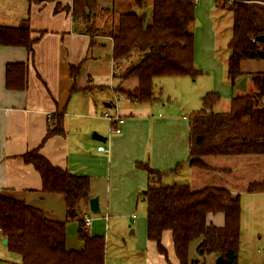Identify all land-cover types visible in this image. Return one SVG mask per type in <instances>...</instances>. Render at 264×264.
Returning <instances> with one entry per match:
<instances>
[{"label": "crops", "instance_id": "obj_1", "mask_svg": "<svg viewBox=\"0 0 264 264\" xmlns=\"http://www.w3.org/2000/svg\"><path fill=\"white\" fill-rule=\"evenodd\" d=\"M222 4L223 0H196L192 28L194 63L202 72L198 78L204 79L198 99L203 101L208 93L217 94L220 100L214 112L223 103L229 110L233 97L252 93V77L264 73V60H245L240 64L242 75L235 86L229 83V56L223 60L218 52L220 22L229 12L222 9ZM72 5L73 0H58L59 9L55 12L56 2L0 0V27L16 28L27 22L31 39L35 40L32 54L23 47H0V195L40 209L49 220L66 221L64 198L44 195L39 173L20 158L41 145L49 124L55 123L54 116L62 114L65 134L50 137L41 154L53 166L90 179V198L79 204L77 221L66 226L67 250L83 249L77 234L83 224L88 237H103L111 248L105 264H180L172 232H165L162 237L166 255L147 238L146 204L141 194L147 189L149 178L137 166L147 164L166 174L165 185H188L194 191L214 187L240 198L248 197V208L255 213L264 206V192L249 193L247 187L264 182V157H213L205 160L210 170L191 167L189 117L200 111L203 103L195 104L186 116L180 110L181 104H165L160 98L154 104H134L118 93L121 80L114 74L130 65L122 63L119 69L121 63H115L112 57V38L106 33L99 32L92 39L84 34V23L75 22L68 11ZM99 6L104 11L111 3L100 0ZM113 17L109 12H100L97 26L106 27L105 21L112 22ZM102 49L109 54L106 62ZM12 64H24L27 69V85L22 91L6 86L7 66ZM73 67L79 68L76 77L72 76ZM131 84L134 81L123 86ZM115 116L124 120V124L117 125L119 134L108 120ZM95 134L101 137L100 141L94 138ZM100 146L108 153L98 152ZM245 166L257 168V173L246 174ZM95 197L99 199V215L90 211L89 201ZM242 210L241 202L239 257L245 234ZM85 218L90 220L88 226ZM207 224L224 227L225 217L210 214ZM5 240L0 231V245L4 246H0V264H21L20 257L6 253L9 250ZM194 246L197 252V244ZM213 258L212 264H216L218 258ZM249 259L250 264L260 262L255 254Z\"/></svg>", "mask_w": 264, "mask_h": 264}, {"label": "trees", "instance_id": "obj_2", "mask_svg": "<svg viewBox=\"0 0 264 264\" xmlns=\"http://www.w3.org/2000/svg\"><path fill=\"white\" fill-rule=\"evenodd\" d=\"M35 3L58 0H30ZM100 0H73L68 8L75 22H83L84 34L91 39L99 32L112 38V57L115 63H124L138 54L137 60L120 73L114 74L121 83L134 81L117 92L134 104H154L155 80L169 77H189L196 80L202 75L194 63L196 0H135L133 12H115V0L107 10L100 9ZM222 9L232 14V36L228 43L227 79L232 87L241 77L240 64L245 60H264V44L254 42L264 36V0H225ZM100 12L113 15L107 27H98ZM35 40L27 22L16 28L0 27V47H23L33 53ZM118 68V67H117ZM121 67L119 66V69ZM79 68H72V76ZM24 64L7 66L6 86L22 91L27 85ZM253 92L235 96L226 113L214 112L220 100L215 93L203 98V108L189 117V165L210 170L207 158L264 157V73L252 77ZM41 145L20 158L32 165L42 179L44 195L64 198L66 221L49 220L40 209L0 195V231L8 240L7 249L20 257L21 264H105L106 242L103 237H88L80 224L78 238L81 251L66 248V226L77 221L79 204L90 198V179L77 176L53 166L42 154L43 144L52 136H63V115L54 116ZM138 168L148 173L149 184L141 194L146 204L147 238L156 243L159 252L166 255L162 245L165 232H172L176 256L180 264L189 262L192 244L202 258L222 257L226 264H238L241 247V198L225 189L209 187L200 191L188 185H165L166 174L147 164ZM249 193L264 192V182L252 183ZM210 214H223L224 227L207 224Z\"/></svg>", "mask_w": 264, "mask_h": 264}, {"label": "rangeland", "instance_id": "obj_3", "mask_svg": "<svg viewBox=\"0 0 264 264\" xmlns=\"http://www.w3.org/2000/svg\"><path fill=\"white\" fill-rule=\"evenodd\" d=\"M151 0H143V4L145 6L149 5ZM223 2H226L223 0ZM116 7H115V12H128L131 13L133 10L136 8L135 5V0H115L114 1ZM225 4L223 3L222 6ZM222 23L220 22V37H219V48L218 52L220 57L224 60L227 58V56L230 57V51L229 49H226V43L229 41V38L231 37V32H232V14L227 12L223 19ZM107 28V27H106ZM94 38V37H93ZM97 39V38H96ZM97 41H100L98 39ZM102 56L104 57V62L107 61V56L108 51L102 49ZM138 54H133L131 59H128L127 63L128 65H132L136 61V57ZM228 59V58H227ZM122 67V65H120ZM182 79H173L171 78H160L155 80V94H157L158 98L162 100L165 104L169 103H177L181 104V112L183 115L189 116L190 113H192L191 109H193L195 104L203 103L202 100L198 99V91L199 88L203 85L201 81L204 79L197 78L196 80L191 79L189 77L184 78L181 77ZM180 80V81H179ZM122 84V85H121ZM120 85L125 88H129L133 86L132 84L130 86H123V83ZM206 86V84H205ZM202 98V97H200ZM225 103L222 105H219L218 108H215V112L223 113L229 111L228 108L226 109ZM201 109V108H200ZM199 109V110H200ZM247 169L246 174L252 175L256 174L257 168H253L252 166H245ZM253 169V170H252ZM248 197L243 196L241 198L242 202V215H243V221H244V228H245V234L243 237V242H242V255L239 257L238 264H250L248 259L250 255L255 254L257 256V259L260 261L258 264H261L262 260H264V206L263 207H258L255 213L253 210H249L248 208ZM264 205V204H262ZM262 216V218H261ZM251 229V230H250ZM250 230V231H249ZM71 234V233H70ZM78 234V232H77ZM72 236H76L75 229L73 228L72 230ZM107 244V242H106ZM195 244H192L191 247V253H190V261H194L196 259H199L198 261L200 263L206 262V264H212L213 262V257L209 258H202L200 259L199 254L195 250ZM1 248L4 246L1 244ZM106 246V256L109 253H112L111 248ZM9 251L6 250V253L8 254ZM10 253V252H9ZM12 254V253H10ZM15 255V254H13ZM16 257V256H15Z\"/></svg>", "mask_w": 264, "mask_h": 264}, {"label": "water", "instance_id": "obj_4", "mask_svg": "<svg viewBox=\"0 0 264 264\" xmlns=\"http://www.w3.org/2000/svg\"><path fill=\"white\" fill-rule=\"evenodd\" d=\"M256 41L264 44V36L257 37ZM94 138L99 140V141L101 140V137L97 136L96 134L94 135ZM89 203H90V211H91V213L94 214V215H99L101 213V210H100V207H99V199L97 197L92 198V199H90ZM7 243H8V240L6 239L4 244H7ZM216 264H226V263H225V260L222 257H219L217 259Z\"/></svg>", "mask_w": 264, "mask_h": 264}, {"label": "built area", "instance_id": "obj_5", "mask_svg": "<svg viewBox=\"0 0 264 264\" xmlns=\"http://www.w3.org/2000/svg\"><path fill=\"white\" fill-rule=\"evenodd\" d=\"M254 42H257L256 40H253ZM109 122L111 123V125L114 127V131L115 133H120L121 130L120 128L117 127V125H122L124 124V120L123 119H120L119 117L115 116V117H109L108 118ZM98 152L100 153H108V150H106L104 147H98ZM90 224V220L88 218H85V225H89ZM199 264H206V262H202V263H199Z\"/></svg>", "mask_w": 264, "mask_h": 264}]
</instances>
